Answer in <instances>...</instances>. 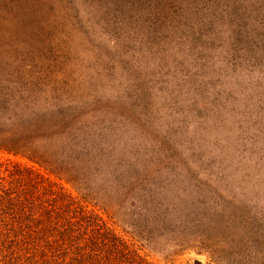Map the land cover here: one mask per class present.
I'll return each instance as SVG.
<instances>
[{"label": "rangeland", "instance_id": "rangeland-1", "mask_svg": "<svg viewBox=\"0 0 264 264\" xmlns=\"http://www.w3.org/2000/svg\"><path fill=\"white\" fill-rule=\"evenodd\" d=\"M0 108L153 262L264 264V0H0Z\"/></svg>", "mask_w": 264, "mask_h": 264}, {"label": "trees", "instance_id": "trees-1", "mask_svg": "<svg viewBox=\"0 0 264 264\" xmlns=\"http://www.w3.org/2000/svg\"><path fill=\"white\" fill-rule=\"evenodd\" d=\"M3 129L0 264H157L95 206L90 184L69 182L71 190L59 181L70 177L58 156L38 143L41 133Z\"/></svg>", "mask_w": 264, "mask_h": 264}]
</instances>
